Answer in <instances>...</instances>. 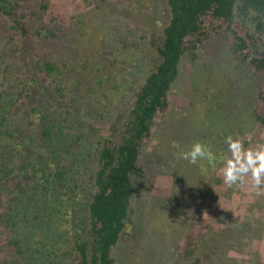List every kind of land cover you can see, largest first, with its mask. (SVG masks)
<instances>
[{
    "label": "trees",
    "instance_id": "trees-1",
    "mask_svg": "<svg viewBox=\"0 0 264 264\" xmlns=\"http://www.w3.org/2000/svg\"><path fill=\"white\" fill-rule=\"evenodd\" d=\"M164 3L170 17L160 41L152 40L155 63L135 87L124 70L132 57L116 19L104 18L105 4L84 0L86 8L66 21L52 0H0V264L115 263L114 248L136 221L139 182L156 166L142 156L147 141L170 108L183 57L206 42L230 38L253 74L227 88L230 107L219 100L223 89L215 96L218 112H239L223 116L210 139L215 152L224 154L228 135L247 137V147L264 127V0ZM138 7L154 9L143 0ZM162 156L160 167L174 158ZM216 165L189 196L175 264H264V202L236 199ZM230 205L231 219L214 222V210Z\"/></svg>",
    "mask_w": 264,
    "mask_h": 264
},
{
    "label": "rangeland",
    "instance_id": "rangeland-1",
    "mask_svg": "<svg viewBox=\"0 0 264 264\" xmlns=\"http://www.w3.org/2000/svg\"><path fill=\"white\" fill-rule=\"evenodd\" d=\"M92 1L105 4L104 18H108L109 22L110 19H116L120 37L125 42L121 41L125 43L126 51L132 57L127 58L124 69L125 75H130L127 82L124 79L119 81L120 77L116 82L127 84L130 82L131 86L138 87L148 74L150 66L155 63L157 57L155 45L162 38L163 29L169 21L170 13L164 3L165 0H143L153 6V10L139 8V0H89ZM108 3L120 14L111 12L110 15L111 9H108ZM52 8L55 13H59L63 19L69 21L71 16L79 14L86 7L84 0H52ZM105 29L109 30L108 24L105 25ZM152 40H155V45ZM231 45L230 38L214 39L203 44L191 55L183 57L178 77L169 92L170 108L160 128L153 132L147 141L149 143L147 152L142 154L152 158V163L156 166L151 168L153 172L147 175L146 180L139 182L144 185L142 189V185L139 187L136 195L137 204L134 205L136 221L120 244L114 248V264H175L188 234V230L185 233L182 230H186V225L183 223L192 213V207L187 206L191 201L189 196L194 189H197L200 180L206 178L207 174H213L217 169L216 163L209 164L207 161L191 165L180 157V153L189 150L198 140L212 145L210 139L218 137L220 129L224 127L223 116L239 113L235 108L218 112V98L215 96L220 89L219 95H222L223 89L224 94L219 100L224 107H230L231 99L226 96V90L228 87L229 90L235 88L236 84L233 85L232 81L243 82L245 78H253L252 72L247 69V64L239 60L230 50ZM254 47L260 51L258 45ZM251 50L253 51L252 48ZM108 56L115 58L111 54ZM112 85V82L107 83V86L113 87ZM208 99H212L211 102ZM157 121H161L159 115ZM101 125L99 121L97 127L100 128ZM194 128L192 136L191 132ZM205 129L209 131L208 136L205 135ZM102 134L107 136L105 130ZM177 136H180V141H175ZM250 136L255 137L251 145L257 142L264 143V127L254 131ZM174 143L179 147H173ZM213 150L215 151L214 148ZM163 154H168L171 158L174 156L173 159L178 163L172 159L170 165L160 167L162 162L160 158ZM142 156L140 162L143 163ZM174 182H178L177 190L180 193L173 195ZM234 196L236 199L241 197L239 201L248 205L257 201L264 202V195L257 196L250 184L236 189ZM218 197L219 195L216 194L215 199ZM11 207L15 209V205L11 204ZM214 211L213 214L220 212L216 214L214 220L217 222L231 219L237 210L235 211L234 206L230 205V208L219 207ZM174 223L179 225V230Z\"/></svg>",
    "mask_w": 264,
    "mask_h": 264
},
{
    "label": "clouds",
    "instance_id": "clouds-1",
    "mask_svg": "<svg viewBox=\"0 0 264 264\" xmlns=\"http://www.w3.org/2000/svg\"><path fill=\"white\" fill-rule=\"evenodd\" d=\"M247 137L228 135L224 154H217L213 146L205 141H195L189 150L182 151L180 157L191 165L202 161L209 164L219 162L223 183L230 188L239 189L250 184L257 196L264 195V143L257 142L246 147ZM173 147H179L173 144Z\"/></svg>",
    "mask_w": 264,
    "mask_h": 264
}]
</instances>
